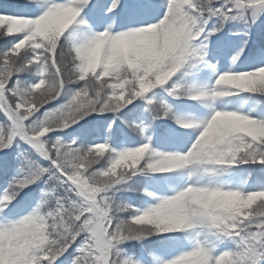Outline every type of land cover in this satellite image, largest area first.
I'll list each match as a JSON object with an SVG mask.
<instances>
[{"label": "snow or ice", "instance_id": "snow-or-ice-1", "mask_svg": "<svg viewBox=\"0 0 264 264\" xmlns=\"http://www.w3.org/2000/svg\"><path fill=\"white\" fill-rule=\"evenodd\" d=\"M0 154V264H264V0H4Z\"/></svg>", "mask_w": 264, "mask_h": 264}, {"label": "rangeland", "instance_id": "rangeland-1", "mask_svg": "<svg viewBox=\"0 0 264 264\" xmlns=\"http://www.w3.org/2000/svg\"><path fill=\"white\" fill-rule=\"evenodd\" d=\"M3 2H4V0H0V3H3ZM240 102H241L240 100L234 101L233 106H235L236 104H239ZM258 105H259V101H258ZM0 155H2V154H0ZM248 178L252 180L253 184H256L258 181V174H250Z\"/></svg>", "mask_w": 264, "mask_h": 264}]
</instances>
